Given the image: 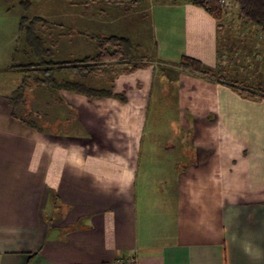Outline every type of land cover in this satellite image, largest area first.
I'll list each match as a JSON object with an SVG mask.
<instances>
[{
    "label": "crops",
    "instance_id": "crops-1",
    "mask_svg": "<svg viewBox=\"0 0 264 264\" xmlns=\"http://www.w3.org/2000/svg\"><path fill=\"white\" fill-rule=\"evenodd\" d=\"M143 2L156 67L115 80L127 102L61 91L103 137L9 116L13 103L34 111L40 94L15 100L27 83L16 78L33 71L0 58V87H16L0 94V264H264V76L238 84L181 70L186 57L225 64V23L189 0ZM23 34L28 42L20 25L11 41ZM157 63L179 86L182 131L173 155L159 159L143 152ZM37 80L23 93L44 87Z\"/></svg>",
    "mask_w": 264,
    "mask_h": 264
},
{
    "label": "rangeland",
    "instance_id": "rangeland-1",
    "mask_svg": "<svg viewBox=\"0 0 264 264\" xmlns=\"http://www.w3.org/2000/svg\"><path fill=\"white\" fill-rule=\"evenodd\" d=\"M145 4L147 5L142 2L137 7H133L129 4L116 5L106 2L87 5L85 2L69 0H0V58L5 59L6 66L39 64L42 60L71 63L98 54L99 46L95 40L91 39V35H118L130 39L134 44L132 64L147 62L149 66L156 67L152 60L156 58L157 44L152 22L145 11ZM228 9L230 15L224 21L227 35L221 41V57L225 58L226 62L216 69V78H225L232 82L241 80L238 84H242V81L249 76L259 73L264 76V34L260 29L240 20L236 7ZM23 18H26L27 25H32L34 20L44 19V25L41 28L46 29L40 32V36L44 39L45 46L53 50V56H42L41 59L38 56L34 57L32 51L35 52L37 47L31 46L30 49L24 34L21 39L18 37L11 41ZM9 30H11L10 34ZM157 65L161 67V70H158L152 80L153 93L147 115L148 124L143 134V152L144 154L145 152L156 153L155 158L159 159L163 154L173 155L174 149L178 148V143L181 141L182 131L179 113L176 110L179 86L173 80L174 73L171 69H166L161 63ZM145 68L147 67L142 66L138 70ZM117 69L110 65L106 66L101 73V75L104 74L103 77H93L88 84L98 88H110L111 84L108 80L115 78L112 76H115L114 72ZM133 72H123L118 77ZM43 76H45L43 73L36 72L18 75L16 84L21 80L20 77L31 85L36 78ZM67 76L72 77L69 80H76L67 73L58 75V78L65 80ZM250 86L253 88L252 85ZM14 88H16L15 84L10 81L6 89L0 87V94H5V91H9L10 94ZM47 88L35 87L32 92L13 93L14 97L16 96L15 100L24 99L25 101L38 92L40 100L33 106L34 111H27L28 107L16 106L12 102L7 114L17 115L19 120L38 122L45 131L56 128L71 137L91 138L96 137L97 133L102 136L100 133L102 131L96 130V132L94 129L91 133L83 126L81 121L83 109L76 101L67 96V102H65L63 92ZM84 115L88 116L85 112ZM167 152L168 154H165ZM168 161L170 164L174 162L173 159ZM142 163V166H145L144 158ZM153 163L158 164L159 161Z\"/></svg>",
    "mask_w": 264,
    "mask_h": 264
},
{
    "label": "trees",
    "instance_id": "trees-1",
    "mask_svg": "<svg viewBox=\"0 0 264 264\" xmlns=\"http://www.w3.org/2000/svg\"><path fill=\"white\" fill-rule=\"evenodd\" d=\"M75 2H85V4L94 3H109L116 5H127L137 7L145 0H69ZM193 5L202 8L208 14H210L219 23H224L230 15L229 9L224 5L223 0H189ZM238 5L237 12L240 20L246 24L260 29L264 34V0H234ZM43 18L34 20L31 24L27 25L26 18H23L20 25L22 31L27 34L29 46H36L37 49L34 53L38 57L53 56L54 52L45 46L44 39L40 36V27L43 24ZM38 23V25H36ZM91 39L95 40L98 44L99 52L92 57H86L85 59L71 62H47L42 60L41 63L35 65L24 66L25 71L30 70L36 73H43L45 76L39 77L36 83L41 86L48 87L47 89H54L58 91H68L76 94L86 96L93 99H118L123 103L127 102V95L125 93L119 94L114 91L115 80L119 75L124 73L133 72L139 69V67H148L147 62H141L132 64V58L134 56V44L126 38L120 36H97L91 35ZM43 58V57H42ZM117 67L115 70V78L108 80L111 84L110 88H96L88 84V81L92 77L102 76L101 73L106 66ZM181 70L198 76L202 79L217 82L219 78H216V70L205 66L201 61L194 58L186 57L181 63L177 65ZM121 72H120V71ZM68 73L72 75L75 81L65 79L60 80L58 75ZM27 83L20 89V93L25 91ZM236 90L245 94L243 89L236 87ZM250 97L255 95L250 94Z\"/></svg>",
    "mask_w": 264,
    "mask_h": 264
},
{
    "label": "built area",
    "instance_id": "built-area-1",
    "mask_svg": "<svg viewBox=\"0 0 264 264\" xmlns=\"http://www.w3.org/2000/svg\"><path fill=\"white\" fill-rule=\"evenodd\" d=\"M223 3L227 8H238V5L235 3L234 0H223ZM131 263H133V261H131Z\"/></svg>",
    "mask_w": 264,
    "mask_h": 264
}]
</instances>
